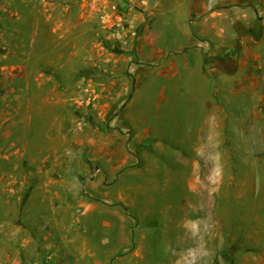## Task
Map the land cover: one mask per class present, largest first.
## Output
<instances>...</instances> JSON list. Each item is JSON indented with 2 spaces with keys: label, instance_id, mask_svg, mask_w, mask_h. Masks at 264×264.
Wrapping results in <instances>:
<instances>
[{
  "label": "rangeland",
  "instance_id": "obj_1",
  "mask_svg": "<svg viewBox=\"0 0 264 264\" xmlns=\"http://www.w3.org/2000/svg\"><path fill=\"white\" fill-rule=\"evenodd\" d=\"M191 3L0 0V264H264V47L249 95L164 71L197 42Z\"/></svg>",
  "mask_w": 264,
  "mask_h": 264
},
{
  "label": "crops",
  "instance_id": "obj_2",
  "mask_svg": "<svg viewBox=\"0 0 264 264\" xmlns=\"http://www.w3.org/2000/svg\"><path fill=\"white\" fill-rule=\"evenodd\" d=\"M232 8L233 6L209 8L204 0H192L189 6V13L192 15L197 14L198 17L204 16V20H199L198 17L193 20L196 32V34H193V37L197 39V42L195 41L196 44L193 46V49L190 47L183 49L179 58L169 56L167 61L163 60L162 69L168 71V73L182 70L184 75L189 79L188 85H193L195 81L191 79L194 76H198L199 79L202 76L207 80H212L215 85L219 84L217 81L223 78L228 82L232 79L236 80L239 78L242 84L245 85L242 87V92L249 95V73L253 72L255 68H262V56L261 53L259 54L258 48L257 50L251 48L248 46V42L260 44V49L264 47V3L256 4L255 7L252 6V4L245 7H237L239 9H235V12L232 11ZM233 13L237 16L233 17ZM205 22H208V29L205 28ZM193 41L194 40L190 38L189 46L192 45ZM142 73L143 72H138V78L142 77ZM198 78L197 80L200 81ZM184 88L187 89V87ZM190 88L191 87L187 90L185 89L186 92L199 95L202 91L201 87H197V83L196 87ZM214 88L215 91L218 90L222 96L227 95L226 87L217 86ZM203 91L207 94V89H203ZM228 91L229 93L233 92L232 90ZM255 91L257 94H260V96H264L262 88H260V91ZM134 98L135 96H133L129 103L124 105L123 110L118 116L120 118L123 113L126 114L127 117L129 116L128 122L130 124H127L131 126H133L132 122L134 120V116L132 115L134 112ZM205 106L204 107L208 108L211 113L209 114L210 118L205 122V124L209 125L211 122L216 121L218 102L216 101V103L213 104V102L209 100L208 104L206 103ZM211 107H213V109ZM142 116L143 115H141V118H144ZM145 119L147 118L145 117ZM144 131L146 135L151 136L156 132L153 126H147L146 124ZM182 134V137H179V144H177L180 145L179 147H181L182 150L176 149L174 151H169L166 147L167 149L164 151L165 155H162V160L165 162L164 164H166L168 169H172L171 173H175L174 175H178L179 173L176 170L178 166L176 162H184L185 157H187L185 153L190 149H188V146L187 148L183 146L187 144L188 141L186 140L185 134ZM166 151H168V156L166 155ZM169 156L174 160L171 161L170 158H168V160L165 159ZM170 218L172 220L173 218L180 219L171 215Z\"/></svg>",
  "mask_w": 264,
  "mask_h": 264
}]
</instances>
